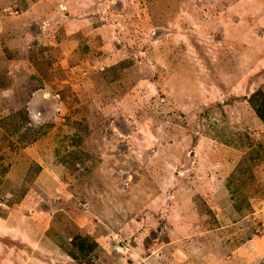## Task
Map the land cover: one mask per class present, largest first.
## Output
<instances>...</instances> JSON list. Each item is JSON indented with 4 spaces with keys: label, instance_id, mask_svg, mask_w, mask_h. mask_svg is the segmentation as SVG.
<instances>
[{
    "label": "rangeland",
    "instance_id": "rangeland-1",
    "mask_svg": "<svg viewBox=\"0 0 264 264\" xmlns=\"http://www.w3.org/2000/svg\"><path fill=\"white\" fill-rule=\"evenodd\" d=\"M264 0H0V264H264Z\"/></svg>",
    "mask_w": 264,
    "mask_h": 264
},
{
    "label": "trees",
    "instance_id": "trees-1",
    "mask_svg": "<svg viewBox=\"0 0 264 264\" xmlns=\"http://www.w3.org/2000/svg\"><path fill=\"white\" fill-rule=\"evenodd\" d=\"M257 112L259 113V115L264 119V113L262 112V108H260L258 105L254 104Z\"/></svg>",
    "mask_w": 264,
    "mask_h": 264
}]
</instances>
